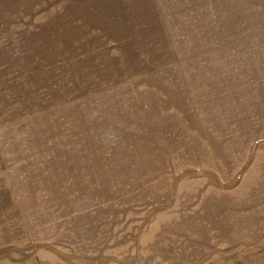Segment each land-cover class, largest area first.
<instances>
[{"label": "rangeland", "instance_id": "374dc122", "mask_svg": "<svg viewBox=\"0 0 264 264\" xmlns=\"http://www.w3.org/2000/svg\"><path fill=\"white\" fill-rule=\"evenodd\" d=\"M0 22V264H264V0Z\"/></svg>", "mask_w": 264, "mask_h": 264}, {"label": "crops", "instance_id": "0c3cea01", "mask_svg": "<svg viewBox=\"0 0 264 264\" xmlns=\"http://www.w3.org/2000/svg\"><path fill=\"white\" fill-rule=\"evenodd\" d=\"M0 26H1V22H0ZM2 27H4V26H2Z\"/></svg>", "mask_w": 264, "mask_h": 264}, {"label": "bare ground", "instance_id": "6f19581e", "mask_svg": "<svg viewBox=\"0 0 264 264\" xmlns=\"http://www.w3.org/2000/svg\"><path fill=\"white\" fill-rule=\"evenodd\" d=\"M38 205V204H37ZM40 206V205H39Z\"/></svg>", "mask_w": 264, "mask_h": 264}]
</instances>
